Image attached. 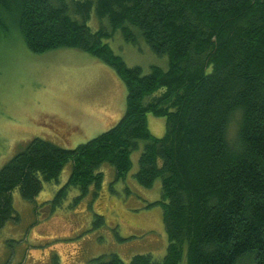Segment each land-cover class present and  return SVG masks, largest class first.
<instances>
[{
  "label": "trees",
  "instance_id": "16d2710c",
  "mask_svg": "<svg viewBox=\"0 0 264 264\" xmlns=\"http://www.w3.org/2000/svg\"><path fill=\"white\" fill-rule=\"evenodd\" d=\"M118 30L133 44L141 36L167 67L126 65L107 42ZM14 33L33 53L71 47L110 65L126 103L113 126L75 147L33 137L16 152L0 168V227L14 217L15 188L32 200L71 162L54 200L69 186L85 194L100 186L103 163L125 177L144 140L134 177L145 187L161 179L149 205H161L168 243L161 259L136 253L128 264H178L184 250L186 264H264V0H0V38ZM147 113L165 119L162 136ZM92 264L124 263L110 253Z\"/></svg>",
  "mask_w": 264,
  "mask_h": 264
},
{
  "label": "rangeland",
  "instance_id": "374dc122",
  "mask_svg": "<svg viewBox=\"0 0 264 264\" xmlns=\"http://www.w3.org/2000/svg\"><path fill=\"white\" fill-rule=\"evenodd\" d=\"M88 24L95 29L107 21ZM2 38L0 168L33 137L72 148L113 126L124 113L126 87L110 65L76 48L33 53L16 33ZM107 42L126 65H139L144 73L152 64L167 67V57L152 53L141 36L133 44L118 30ZM146 120L151 134H164L163 117L147 113ZM237 127L235 114L227 129L230 143L236 141ZM143 144L140 140L131 151L125 177L116 178L113 166L103 163L100 186L91 184L85 194L69 186L54 200L71 162L57 181H43L32 200L15 188L14 217L0 227V264H92V258L110 253L124 264L136 253L161 259L168 243L162 209L149 205L161 198V179L145 187L134 177ZM97 214L102 221L97 222ZM178 264H186L185 250ZM239 264H253V259L244 256Z\"/></svg>",
  "mask_w": 264,
  "mask_h": 264
},
{
  "label": "bare ground",
  "instance_id": "6f19581e",
  "mask_svg": "<svg viewBox=\"0 0 264 264\" xmlns=\"http://www.w3.org/2000/svg\"><path fill=\"white\" fill-rule=\"evenodd\" d=\"M74 142V141H73Z\"/></svg>",
  "mask_w": 264,
  "mask_h": 264
},
{
  "label": "flooded vegetation",
  "instance_id": "af4514ba",
  "mask_svg": "<svg viewBox=\"0 0 264 264\" xmlns=\"http://www.w3.org/2000/svg\"><path fill=\"white\" fill-rule=\"evenodd\" d=\"M69 222V221H68Z\"/></svg>",
  "mask_w": 264,
  "mask_h": 264
}]
</instances>
